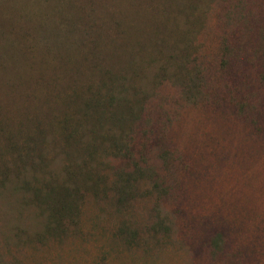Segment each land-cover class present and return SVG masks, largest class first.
<instances>
[{"label":"rangeland","instance_id":"obj_1","mask_svg":"<svg viewBox=\"0 0 264 264\" xmlns=\"http://www.w3.org/2000/svg\"><path fill=\"white\" fill-rule=\"evenodd\" d=\"M89 142L107 193L40 242ZM116 143L165 194L116 205ZM0 264H264V0H0Z\"/></svg>","mask_w":264,"mask_h":264},{"label":"trees","instance_id":"obj_2","mask_svg":"<svg viewBox=\"0 0 264 264\" xmlns=\"http://www.w3.org/2000/svg\"><path fill=\"white\" fill-rule=\"evenodd\" d=\"M131 103V100L125 99V107L132 113L133 108H130ZM116 110L119 109L116 108ZM107 111L103 113L105 119L109 117V119L114 118L122 122L121 118L123 117L118 115L117 112L115 113V110L107 109ZM103 136V144L105 145L109 140L108 138L106 139V134H103ZM113 141H115V138H111V142ZM85 151L87 152L88 159L83 163H77L75 158L72 159L70 156L69 165L66 167L64 173L68 181L62 178L55 179L51 182L46 181L43 186L31 189L34 199L45 210L44 213L47 215L46 233L40 242L46 243L50 240L62 239L68 236L72 228L79 225L88 194L98 196L99 194L107 193L109 175L99 172V167H94L91 163H94L93 160L95 159L96 151H99V147L94 142H89ZM106 152L117 157L118 160H126V163H129L132 159L131 149L121 147L118 143L108 147ZM130 164H128L127 168L118 166L112 168V170L115 169L112 175L115 180L113 183V193L116 194L114 195L116 199L115 203L116 205L118 204L119 208L128 204L130 205L132 200L137 199L138 185L147 179L151 181L153 193L156 196L166 193L163 185L164 181L160 175L149 176V170L139 164L132 171H129L128 169L131 168ZM152 231L157 234L171 233L170 221L166 220L159 213L152 224Z\"/></svg>","mask_w":264,"mask_h":264}]
</instances>
